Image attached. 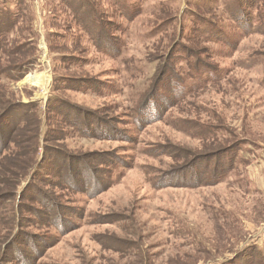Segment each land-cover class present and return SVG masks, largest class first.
<instances>
[{
	"label": "rangeland",
	"instance_id": "1",
	"mask_svg": "<svg viewBox=\"0 0 264 264\" xmlns=\"http://www.w3.org/2000/svg\"><path fill=\"white\" fill-rule=\"evenodd\" d=\"M88 1L0 0V264H264V0Z\"/></svg>",
	"mask_w": 264,
	"mask_h": 264
},
{
	"label": "trees",
	"instance_id": "2",
	"mask_svg": "<svg viewBox=\"0 0 264 264\" xmlns=\"http://www.w3.org/2000/svg\"><path fill=\"white\" fill-rule=\"evenodd\" d=\"M72 1H73V3H72ZM68 3H71V7H73V9L77 13H79V15H80V11L82 10V8H85L86 6L90 7V4H89V1L88 0H68ZM247 4H249V6H251V7H255L256 5L257 6L261 5V2H260V0H250V2L247 3ZM238 5H240L239 6V9L241 11V18L240 19L238 18L237 20L239 21V23H242L241 21L244 20L243 18L249 16V14H248V12H246L245 10H243V9H245V6L246 5H243L242 0H239ZM237 8H238V6H237ZM255 17H256L255 19L259 23L258 24V27L264 30V11L262 13L261 12H258L257 16H255ZM243 22L246 23L245 21H243ZM205 41L206 42H212L211 36L207 37L205 39ZM105 45H106V47L108 49H110V48L112 49V47H110L108 45V43H105ZM180 51H183L185 53L187 50H185V49H183V48L180 47ZM191 57H195V54H191ZM55 103L58 104L57 106H61V102H60L59 99H56ZM16 107L17 108H15V109H12V110L9 109L7 112L2 113L1 114V117L2 118L0 117V156L3 155V154L8 153V151H10L9 150V144H12V139H11L10 134H6L4 136V134H5L4 128L6 126L11 125V123H12L11 120L13 119L12 117H14V113L16 112V110L21 109L23 106L17 105ZM24 114H27V113L25 112ZM67 116H68V114H67ZM81 119H82L81 116L80 117L79 116H76V118L70 119V122H72L74 128L79 129V130H81L84 127V125H89L90 124L89 126L93 125L96 128H101L104 125V123H102V122L95 123V120H93L95 118H91V119L89 118V119H87V117H86L85 120H84V122H82ZM94 127L92 128V126H91V129H94ZM13 131H15V130L13 129L12 132ZM223 158L224 157H222V160H223ZM211 162L217 164L216 160H211L208 163H211ZM218 166H219V164H218ZM62 167H64V166H62ZM219 171H222V172L226 173L227 169H226V167L224 165L221 164V166H219V170L217 169V166H216L215 167V170L212 173L216 172L215 174H218ZM10 182L11 183H15L14 180H10Z\"/></svg>",
	"mask_w": 264,
	"mask_h": 264
},
{
	"label": "bare ground",
	"instance_id": "3",
	"mask_svg": "<svg viewBox=\"0 0 264 264\" xmlns=\"http://www.w3.org/2000/svg\"><path fill=\"white\" fill-rule=\"evenodd\" d=\"M28 81L35 82L37 85H41L43 87H44V85H47V83H48V80L44 76L35 77V78L34 77H30L28 79Z\"/></svg>",
	"mask_w": 264,
	"mask_h": 264
}]
</instances>
